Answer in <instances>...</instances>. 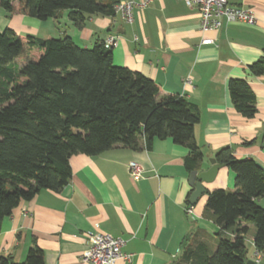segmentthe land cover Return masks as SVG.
<instances>
[{
	"label": "crops",
	"instance_id": "obj_1",
	"mask_svg": "<svg viewBox=\"0 0 264 264\" xmlns=\"http://www.w3.org/2000/svg\"><path fill=\"white\" fill-rule=\"evenodd\" d=\"M228 2L250 8L256 22L228 23L218 31L202 32L196 8H188L182 0H153L145 8L133 7L131 23L115 13L87 16L76 27L69 10H63L48 18V27L60 28L58 38L69 36L83 48L116 36L115 65L157 82L159 96L177 94L195 104L199 120L194 138L202 153L198 170L207 169V160L225 146L236 159L249 158L264 166V75L252 76L247 70L264 56V0ZM35 19L8 14L0 19V31L10 28L45 39L37 35L42 25ZM205 37L215 43L200 44ZM185 77L190 78L189 84H184ZM230 79H243L250 86L256 101L254 117L245 118L233 108ZM186 154L184 146L167 138L155 139L148 150L119 146L96 156H70L71 176L59 192L41 190L2 220L0 256L21 263L36 244L43 264H84L81 255L87 232L98 230L125 240L122 251L130 258L114 264H173L184 238L207 237L218 230L202 217L207 193L234 190V173L220 166L212 181L202 182L204 192L190 203L194 188L183 164ZM130 162L141 166V178H131ZM256 203L264 208V198Z\"/></svg>",
	"mask_w": 264,
	"mask_h": 264
},
{
	"label": "trees",
	"instance_id": "obj_2",
	"mask_svg": "<svg viewBox=\"0 0 264 264\" xmlns=\"http://www.w3.org/2000/svg\"><path fill=\"white\" fill-rule=\"evenodd\" d=\"M119 2L0 0V7L39 20L69 10V19L81 27L87 16H113ZM247 70L252 76L264 75V56ZM228 92L236 112L254 117L255 95L245 80L230 79ZM159 93L154 80L115 65L112 49L102 41L83 48L69 36L44 39L10 28L0 31V227L39 191L59 192L70 179L72 155L96 156L119 146L148 150L155 139L169 138L187 149L185 169L198 170L202 153L194 138L197 106L177 94ZM214 158L234 173V190L207 193L202 217L218 230L207 237L184 238L173 264H245L247 225L254 227L255 252L264 253V208L256 203L264 198V166L236 159L228 146ZM43 263L36 244L21 263L0 256V264Z\"/></svg>",
	"mask_w": 264,
	"mask_h": 264
},
{
	"label": "built area",
	"instance_id": "obj_3",
	"mask_svg": "<svg viewBox=\"0 0 264 264\" xmlns=\"http://www.w3.org/2000/svg\"><path fill=\"white\" fill-rule=\"evenodd\" d=\"M153 0L120 1L114 6L115 13H120L124 20L131 23L133 20L132 10L134 6L145 8ZM188 8H196L200 16V30L218 31L224 24L243 23L253 25L256 22L255 15L250 8L234 6L228 0H182ZM102 43L105 48L112 49L117 46L118 39L114 35H108ZM212 38H202L200 44H214ZM184 84L190 83V78L185 77ZM129 175L137 180L142 177L143 169L136 162L128 164ZM191 212V209H186ZM87 247L81 255L84 264H114L121 259L128 261L130 254L124 253L122 247L125 243L120 237L112 236L109 233L98 230L87 232ZM257 258L258 253H255Z\"/></svg>",
	"mask_w": 264,
	"mask_h": 264
},
{
	"label": "water",
	"instance_id": "obj_4",
	"mask_svg": "<svg viewBox=\"0 0 264 264\" xmlns=\"http://www.w3.org/2000/svg\"><path fill=\"white\" fill-rule=\"evenodd\" d=\"M209 163V167L207 169L202 170H192L189 172L188 182L190 186L194 188L191 196L190 203H194L198 196H200L204 192V188L202 186V182H210L215 177L217 170L219 169L221 164L217 163L215 158H209L207 160ZM245 264H256L254 261L247 260Z\"/></svg>",
	"mask_w": 264,
	"mask_h": 264
},
{
	"label": "rangeland",
	"instance_id": "obj_5",
	"mask_svg": "<svg viewBox=\"0 0 264 264\" xmlns=\"http://www.w3.org/2000/svg\"><path fill=\"white\" fill-rule=\"evenodd\" d=\"M5 16H8V13L6 12V10L4 8L0 7V19L2 17L5 18ZM35 20L40 22L42 25V28L39 29V32L37 35H41V37H46V38H58V37H60L59 31L61 29L60 28L49 29L50 27H48V22H49L48 19H46V20L35 19ZM45 21H46V23H44ZM18 63L21 65V62L18 61ZM253 233H254V227L252 230H249L247 232V234L245 235V245H246V249H247V254H246L247 260L254 261L256 264H264V253H260L259 257L257 258L256 254H255L256 252L252 248L251 239L253 237ZM215 238H216V236H214V239H213L214 243L213 244L216 245Z\"/></svg>",
	"mask_w": 264,
	"mask_h": 264
}]
</instances>
